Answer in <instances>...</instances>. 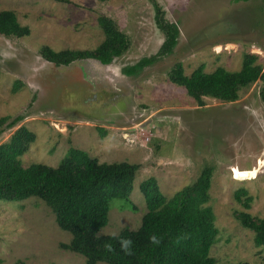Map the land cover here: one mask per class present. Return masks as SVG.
Masks as SVG:
<instances>
[{
    "label": "rangeland",
    "instance_id": "374dc122",
    "mask_svg": "<svg viewBox=\"0 0 264 264\" xmlns=\"http://www.w3.org/2000/svg\"><path fill=\"white\" fill-rule=\"evenodd\" d=\"M154 2L178 26V44L170 56L128 76L125 67L157 55L164 42ZM2 11H13L31 32L23 38L0 35V119L26 117L0 133V145L24 126L36 136L21 158L25 167H57L70 148L101 163L138 165L130 195L136 211L114 199L103 235L139 228L147 212L143 181L154 177L171 198L203 166L213 165L209 205L219 232L211 256L217 264H264V247H256L255 233L235 218L245 208L234 198L246 189L253 198L247 211L264 217L260 82L242 89L235 102L204 97L200 106L168 76L176 64L187 75L200 65L208 73L218 67L236 71L246 54L264 67V0H0ZM100 17L128 36L123 56L109 65L86 59L68 67L42 58L44 47L97 48L104 40ZM70 240L44 201H0V264H85L84 256L62 248Z\"/></svg>",
    "mask_w": 264,
    "mask_h": 264
},
{
    "label": "trees",
    "instance_id": "16d2710c",
    "mask_svg": "<svg viewBox=\"0 0 264 264\" xmlns=\"http://www.w3.org/2000/svg\"><path fill=\"white\" fill-rule=\"evenodd\" d=\"M106 1V0H103ZM249 1V0H244ZM155 24L164 36L157 55L144 57L124 68V74L138 76L159 59L170 56L177 44L179 28L170 23L163 8L154 2ZM104 40L94 50H41L42 58L56 67H68L75 61L92 59L109 65L130 48L128 36L108 17L98 20ZM13 11L0 12V35L23 38L30 34ZM169 80L181 87L200 105L204 97L224 103L235 102L239 92L260 82L259 96L264 103V67L258 57L246 54L239 70L223 67L213 72L200 65L190 75L176 64ZM19 89L15 84L14 92ZM24 115L0 119V133L24 120ZM36 136L26 127L19 128L8 142L0 145V201L21 202L29 198L44 201L55 214L59 228L71 235L62 248L84 256L85 264H217L211 250L217 241L218 228L210 202L214 166L205 165L197 179L184 186L171 198L160 190L151 177L140 184L147 212L136 230L125 228L116 235L99 234L108 225L111 203L118 199L123 207L136 211L130 195L139 166L129 162L101 163L86 151L70 148L57 167L34 163L27 167L22 156ZM235 200L245 208L236 211L235 218L255 233L256 247H264V217L258 218L247 210L253 201L249 192L238 189ZM131 244L123 245V240ZM16 264H28L18 261ZM248 264V263H241Z\"/></svg>",
    "mask_w": 264,
    "mask_h": 264
},
{
    "label": "clouds",
    "instance_id": "9594fccd",
    "mask_svg": "<svg viewBox=\"0 0 264 264\" xmlns=\"http://www.w3.org/2000/svg\"><path fill=\"white\" fill-rule=\"evenodd\" d=\"M123 245H125V246H127V245H129V244H131V241L130 240H127V239H125V240H123Z\"/></svg>",
    "mask_w": 264,
    "mask_h": 264
},
{
    "label": "bare ground",
    "instance_id": "6f19581e",
    "mask_svg": "<svg viewBox=\"0 0 264 264\" xmlns=\"http://www.w3.org/2000/svg\"><path fill=\"white\" fill-rule=\"evenodd\" d=\"M252 172V171H251Z\"/></svg>",
    "mask_w": 264,
    "mask_h": 264
}]
</instances>
